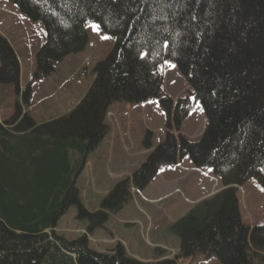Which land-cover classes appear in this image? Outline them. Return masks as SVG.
Here are the masks:
<instances>
[{
  "label": "trees",
  "instance_id": "16d2710c",
  "mask_svg": "<svg viewBox=\"0 0 264 264\" xmlns=\"http://www.w3.org/2000/svg\"><path fill=\"white\" fill-rule=\"evenodd\" d=\"M8 1L44 24L48 41L39 59L51 61L46 72L86 46L91 23L116 43L69 115L38 125L16 114L7 129L0 127V264H177L199 252L222 264H264V224L244 225L237 198L238 188L251 179L264 189V0ZM0 44V52H7L4 62L9 55L18 66L8 42L3 38ZM168 64L176 65L192 88L185 112L199 102L207 120L201 140L183 143V154L233 187L209 200L226 199L213 214L197 218L194 209L176 225L196 223L182 234L174 259L141 262L120 244L108 254L96 253L88 235L130 198V183L119 184L103 208L90 213L80 204L76 181L107 132L110 105L155 99ZM170 139L133 175L136 187L148 185L160 164L176 161ZM73 152L78 157L72 160ZM73 205L79 206L80 219L101 222L69 241L55 230Z\"/></svg>",
  "mask_w": 264,
  "mask_h": 264
},
{
  "label": "rangeland",
  "instance_id": "374dc122",
  "mask_svg": "<svg viewBox=\"0 0 264 264\" xmlns=\"http://www.w3.org/2000/svg\"><path fill=\"white\" fill-rule=\"evenodd\" d=\"M96 26H87L85 47L65 55L46 72L51 61L39 59L48 41L44 24L31 20L10 1L0 0V39L8 42L18 62V66L12 65L9 55L4 62L3 53L7 52H0V126L16 114L18 118L28 115L44 125L69 115L81 103L98 75V65L111 55L116 43ZM162 70L156 99L110 105L104 121L107 132L88 155L76 181L80 204L90 213L101 210L119 184L130 183V198L119 209L108 211L107 221L88 235L89 248L96 253L108 254L120 244L127 256L141 262L174 259L182 250V234L196 223L176 225L194 209L197 218L213 214L226 199L209 200L233 187L223 186L210 170L195 168L191 155L183 154V143L201 140L207 120L199 102L190 113L185 112L191 104L185 100L192 88L177 66L170 64ZM169 136L176 146V161L160 164L148 185L136 187L133 175L166 145ZM167 151V155L173 154L171 143ZM71 157L78 156L73 152ZM237 198L244 225L264 224V189L256 179L238 188ZM205 201L209 204L197 208ZM100 222V217L80 219L79 206L73 205L55 231L73 241ZM177 264L222 263L215 255L199 252L193 256L187 253Z\"/></svg>",
  "mask_w": 264,
  "mask_h": 264
},
{
  "label": "snow or ice",
  "instance_id": "6c2138e0",
  "mask_svg": "<svg viewBox=\"0 0 264 264\" xmlns=\"http://www.w3.org/2000/svg\"><path fill=\"white\" fill-rule=\"evenodd\" d=\"M96 27H97V29H98L99 26H96ZM145 55H147V54H145Z\"/></svg>",
  "mask_w": 264,
  "mask_h": 264
},
{
  "label": "crops",
  "instance_id": "0c3cea01",
  "mask_svg": "<svg viewBox=\"0 0 264 264\" xmlns=\"http://www.w3.org/2000/svg\"><path fill=\"white\" fill-rule=\"evenodd\" d=\"M72 158V157H71Z\"/></svg>",
  "mask_w": 264,
  "mask_h": 264
}]
</instances>
